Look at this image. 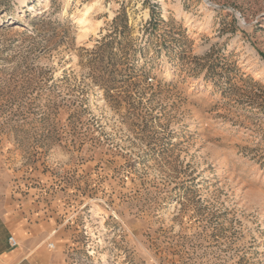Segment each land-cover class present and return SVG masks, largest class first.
<instances>
[{"label":"rangeland","instance_id":"374dc122","mask_svg":"<svg viewBox=\"0 0 264 264\" xmlns=\"http://www.w3.org/2000/svg\"><path fill=\"white\" fill-rule=\"evenodd\" d=\"M2 209L22 264H264V0H0Z\"/></svg>","mask_w":264,"mask_h":264},{"label":"crops","instance_id":"0c3cea01","mask_svg":"<svg viewBox=\"0 0 264 264\" xmlns=\"http://www.w3.org/2000/svg\"><path fill=\"white\" fill-rule=\"evenodd\" d=\"M6 211L2 209L1 210L2 214H0V223L4 225V233L2 234V236H0V264H22L27 259V257H21L20 251H16L10 248L8 243V237L10 235H14L12 230L13 228L12 223L19 222L20 220L24 221L27 219V217H25L26 215L16 216L17 218L13 220L12 217L14 216H11L10 220L9 219L6 220L5 218H3V216L7 214ZM38 220H39L38 225L43 224L44 227H46L47 231L49 232L50 230L49 222L46 219H45L46 221L41 219Z\"/></svg>","mask_w":264,"mask_h":264},{"label":"built area","instance_id":"2783aa9c","mask_svg":"<svg viewBox=\"0 0 264 264\" xmlns=\"http://www.w3.org/2000/svg\"><path fill=\"white\" fill-rule=\"evenodd\" d=\"M8 243L9 245L12 247V248H15L19 245V242L17 240V238L13 235H10L9 238H8ZM49 247L53 248L54 247V244L53 243H50L49 244Z\"/></svg>","mask_w":264,"mask_h":264},{"label":"trees","instance_id":"16d2710c","mask_svg":"<svg viewBox=\"0 0 264 264\" xmlns=\"http://www.w3.org/2000/svg\"><path fill=\"white\" fill-rule=\"evenodd\" d=\"M111 43L112 42H109V41H107L106 38H104L103 41H102V47H100V50L102 49V50L106 51Z\"/></svg>","mask_w":264,"mask_h":264}]
</instances>
